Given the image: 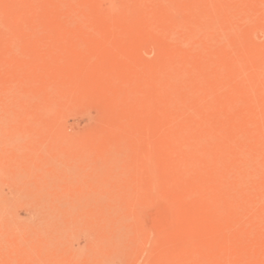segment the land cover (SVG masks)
<instances>
[{
  "label": "rangeland",
  "instance_id": "rangeland-1",
  "mask_svg": "<svg viewBox=\"0 0 264 264\" xmlns=\"http://www.w3.org/2000/svg\"><path fill=\"white\" fill-rule=\"evenodd\" d=\"M0 264H264V0H0Z\"/></svg>",
  "mask_w": 264,
  "mask_h": 264
}]
</instances>
